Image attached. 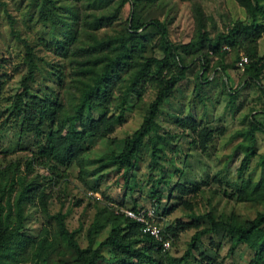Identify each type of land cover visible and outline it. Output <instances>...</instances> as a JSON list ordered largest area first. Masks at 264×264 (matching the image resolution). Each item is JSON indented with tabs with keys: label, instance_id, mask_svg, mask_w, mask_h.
<instances>
[{
	"label": "trees",
	"instance_id": "16d2710c",
	"mask_svg": "<svg viewBox=\"0 0 264 264\" xmlns=\"http://www.w3.org/2000/svg\"><path fill=\"white\" fill-rule=\"evenodd\" d=\"M7 1L0 0V5L6 6ZM169 1L20 0L34 20L33 30H45L34 33L33 37L27 34L30 38L5 11L10 34L21 46L23 56L11 72L1 61L4 59L0 60V136L9 125L14 126L18 149L29 155L24 161L0 165V264H42L54 252L58 257L56 264H183L190 255L196 256L198 245H204L205 240L215 244L212 250L215 251L226 236L231 242L230 253L242 245L251 253L247 264L264 262V211L250 219L237 213L220 218L212 212L195 216L191 200L183 198L179 206L189 210L190 222L176 219L162 225V235L170 242V250L166 252L159 250L152 236L142 233L139 223L116 213L121 208L142 209L137 204L129 207L106 196L101 201L94 199L93 204L87 202L83 210L91 206L95 211L86 230L84 247L77 239L81 222L75 229L68 223L73 209L82 206V200H73L72 208L65 212H51L53 192H59L54 182L69 180L70 174L61 171L63 167L74 164L83 187L88 191L98 190L101 177H94L85 165L87 142L91 138L109 139L116 126L125 122L128 97L133 95L143 101L141 90L146 83L154 85V97L144 103L141 126L123 140L119 151L103 155L96 167L123 176L125 189L128 188L126 176L134 170L135 160L151 171L158 154L173 152L174 138L159 133L157 118L176 85L186 78L187 70L196 61L201 64L202 74L209 70L211 56L226 55L224 46L244 51L250 59L244 74L264 95L261 83L264 53L258 52V40L264 32L258 19L264 11V0H234L249 22L235 20L226 31L213 37L208 33L209 16L200 0H176L189 3L195 23L194 37L186 44L173 43L167 25L159 19V16L167 17ZM126 8L128 13L123 17ZM27 28L31 33L28 25ZM156 51L162 54L161 58L156 56ZM16 76L19 81L13 92L9 83ZM202 80L199 73L197 84ZM96 113L100 115L95 117ZM177 121L195 137L194 144L206 151L215 131L209 122L191 117ZM246 122L242 136L248 144L236 146L245 150V160L253 154L255 133L264 132V126L254 117L248 116ZM239 136L241 133L236 137ZM188 157L186 154L184 160ZM257 164L264 169V154L259 156ZM35 168L45 169L50 179L43 183V177H33ZM176 172L180 178L184 166L176 168ZM184 188L178 187L181 196L186 192ZM235 192L238 203L264 204V177L255 182L244 180ZM155 200L157 217L165 222L175 209L171 207L160 213L157 209L161 196L157 195ZM32 211L38 215L39 224L34 228L35 234L28 236L25 225ZM101 227H107V232L94 247L92 236ZM189 230L194 231L187 251L180 257L172 256L170 251L178 233ZM60 246L63 251L58 249ZM198 256L199 259H194L199 263L209 262L204 255Z\"/></svg>",
	"mask_w": 264,
	"mask_h": 264
},
{
	"label": "rangeland",
	"instance_id": "374dc122",
	"mask_svg": "<svg viewBox=\"0 0 264 264\" xmlns=\"http://www.w3.org/2000/svg\"><path fill=\"white\" fill-rule=\"evenodd\" d=\"M200 2L204 13L209 16L207 30L210 37L218 32L226 31L235 20L249 22L244 10L234 0H200ZM169 4L171 8L167 17L159 16V19L167 25L170 40L173 43L186 44L193 39L195 30L190 5L189 3H178L176 0L169 1ZM262 5L264 7V3ZM5 11L16 19L18 28L26 35L33 37L34 33L45 32V30H33L34 25L31 24L34 20L28 16L25 4L20 5V0H8L6 6L0 5V60L4 59L1 61L8 65L6 69L11 72L12 68L20 62L23 51L10 34ZM127 13L128 8L124 10L123 17ZM258 23L264 26V11L259 16ZM26 24L30 27L31 33ZM258 48L259 55H262L264 53V32L258 40ZM226 51L223 57L211 56L210 68L202 74L201 64L196 61L187 70L186 78L176 85L173 96L162 106L161 114L157 118L159 133L166 136L171 135L174 138L173 152L171 155L158 154L159 159L151 171L147 165L135 160L134 170L126 176L128 188L124 187L123 176L109 169L98 170L97 166L103 155L119 151L123 140L141 126L146 110L144 103L154 97V85L150 82L146 83L141 90L143 101L136 100L133 95L128 97L125 122L116 126L114 134L109 139L94 140L91 138L87 142L85 165L90 168L94 177H101L98 190L88 191L83 187L77 179L79 169L74 164L68 168H61V171L70 174L69 180L66 183L59 179L54 182L59 192L54 190L50 209L52 213L59 210L65 212L72 208L73 200H82V206L74 208L72 217L68 220L71 229L79 227L81 222L82 230L77 239L82 247L87 245L86 230L95 211L91 206L85 210L83 207L89 201L93 204L94 199L103 200L102 196L113 199L115 203L124 202L129 207L137 204V207L155 208V199L157 195H160L161 200L157 209L160 213L171 207L175 209L171 211L165 222L159 219L161 225L174 223L176 219L185 223L190 222L187 218L190 215L189 210L179 206L183 198L191 200L195 216L212 212L216 218H220L230 213H237L250 219L257 212L264 211V204L238 203L235 192L244 180L249 179L255 182L260 177H264V169L257 166L259 156L264 154V132L258 130L255 133L253 154L247 160L244 156L245 150L236 149L238 144L243 146L248 144L242 136L247 129L248 116L254 117L264 126V95L258 86L244 74L250 64V59L244 51L230 49ZM156 56L161 58L162 54L156 51ZM242 57H247L248 62L243 63ZM199 73L203 80L202 83L197 84ZM18 81L19 76H16L9 83L13 92L16 90ZM261 83L264 86V73L261 75ZM99 115L96 113L95 117ZM188 117L200 120L202 123L207 121L215 130L214 137L204 152L200 150L198 144H194L195 137L192 133L185 130L177 121L179 118ZM239 133L241 136L236 137ZM32 141L33 137H30L29 142L32 143ZM186 154H189V157L185 161ZM28 155L29 152L18 149V133L14 126L9 125L0 136V165L19 159L24 161ZM241 163H243L241 174H238ZM183 166L184 173L178 178L176 168ZM23 169L24 165L21 166V170ZM32 176L43 177V183L50 179L48 172L41 168H35ZM180 185L186 190L183 196L178 190ZM37 217L38 215L36 216V213L32 211L31 217L26 220V235L35 234L34 228L39 224ZM107 229V227H101L93 234L94 247L104 237ZM193 231L178 233L176 243L170 251L172 256L180 257L187 251ZM208 243L209 241L205 240L204 245L199 244L196 256H194L199 259L198 255H204L208 259L209 262L202 264H247L250 260L251 253L242 245H237L234 252L230 253L231 242L228 236L223 238L215 251H212L215 244L209 243L208 245ZM58 249L64 250L62 246ZM54 253L42 264H56L58 257ZM65 256L69 257V253L65 252ZM194 257L190 255L188 261L183 264H201Z\"/></svg>",
	"mask_w": 264,
	"mask_h": 264
},
{
	"label": "built area",
	"instance_id": "2783aa9c",
	"mask_svg": "<svg viewBox=\"0 0 264 264\" xmlns=\"http://www.w3.org/2000/svg\"><path fill=\"white\" fill-rule=\"evenodd\" d=\"M223 50H229V48L224 46ZM241 60L243 63L248 62L247 57H242ZM116 213H120L126 218L139 223L142 226V233L152 236L158 243V247L161 252L170 250V242L162 235V225L159 222V218L157 217L156 209L154 207L142 208L137 211L121 208L116 209Z\"/></svg>",
	"mask_w": 264,
	"mask_h": 264
}]
</instances>
